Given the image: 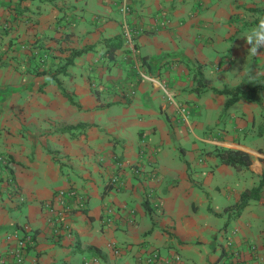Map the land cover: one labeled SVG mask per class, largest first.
<instances>
[{
    "label": "crops",
    "instance_id": "1",
    "mask_svg": "<svg viewBox=\"0 0 264 264\" xmlns=\"http://www.w3.org/2000/svg\"><path fill=\"white\" fill-rule=\"evenodd\" d=\"M261 16L264 0H0V154L11 182L0 174V256L5 235L26 224L23 264H139L149 250L264 264V185L235 213L264 177V53L239 39ZM114 36L122 43L108 57ZM257 79L256 99L227 107L213 91ZM216 148L250 162L219 163ZM66 187L83 205L71 198L60 223L48 220L44 203Z\"/></svg>",
    "mask_w": 264,
    "mask_h": 264
},
{
    "label": "built area",
    "instance_id": "2",
    "mask_svg": "<svg viewBox=\"0 0 264 264\" xmlns=\"http://www.w3.org/2000/svg\"><path fill=\"white\" fill-rule=\"evenodd\" d=\"M176 110L183 118L187 117L188 111L185 106L178 105L176 106ZM8 164L9 161L7 157L0 154V174L2 175L6 183L8 182L9 184H11L8 173L6 172ZM129 169L135 174L139 173L140 171V168L136 165L130 166ZM109 183L116 188L121 186V181L116 179L115 176L109 179ZM12 189L13 192L16 193V196L21 199V197L18 195V191L16 192V188ZM71 198H78V206L83 205V201L79 198V193H77V191H75L72 187L58 189L54 193L52 200H48L46 201V203H44L45 209L47 210V212H49L48 220L53 218L60 223L62 215L71 210L69 202ZM145 198L149 201L151 199V194L147 192L145 194ZM52 204H55L57 207H53ZM111 210V207L105 208V222L110 221L109 214H112ZM129 212L131 213V211ZM127 220L130 221V218H128ZM20 230V233L10 232L5 235L4 240L7 244V248L6 251L0 256V264H23L25 260L26 249L32 242V230L26 224H24ZM226 244L227 251V249L229 248V243ZM249 249L254 250V247L250 245ZM112 251L113 254H117L118 248L113 247ZM225 256L229 261L232 262L233 260H235L236 253H230L229 251H227V253H225ZM138 261L139 264H189L188 262L182 260L178 255L173 254L168 256H161L159 253L151 250H149V252H146V254L143 257L139 258ZM92 263L93 259L83 261V264ZM28 264H35V260H32Z\"/></svg>",
    "mask_w": 264,
    "mask_h": 264
},
{
    "label": "trees",
    "instance_id": "3",
    "mask_svg": "<svg viewBox=\"0 0 264 264\" xmlns=\"http://www.w3.org/2000/svg\"><path fill=\"white\" fill-rule=\"evenodd\" d=\"M104 42H105L104 53H106L108 57H112L113 52L117 48H119L122 43L119 40L118 36H114L110 39L105 40ZM91 49L92 46H85L78 49H71L68 52V54L65 57H63L62 63L56 65L54 73L65 74L66 72L65 70L67 66H69L72 63L73 59L76 56H79L80 54ZM55 81L58 85V80L55 79ZM262 85H263L262 80L257 79L253 82L251 86L247 87L246 89H242L236 86L234 88L223 87L222 89L219 90L213 89V91L228 96V98L224 102V107H227L228 105H230L231 103L235 102L238 99H245V100L256 99V93ZM58 87L62 91V93L65 94L62 88L60 86ZM65 130H69V129L66 128ZM215 155L218 157L219 163L229 165L237 170L246 167L250 162L249 155L246 152H243L238 149L216 148ZM263 185H264V177H261L256 187L242 191L239 196L240 197L239 202L236 204L235 213H237L246 204L248 199H255L258 195L259 188ZM33 240H34V233L32 231V242ZM32 242L28 247L32 245Z\"/></svg>",
    "mask_w": 264,
    "mask_h": 264
},
{
    "label": "clouds",
    "instance_id": "4",
    "mask_svg": "<svg viewBox=\"0 0 264 264\" xmlns=\"http://www.w3.org/2000/svg\"><path fill=\"white\" fill-rule=\"evenodd\" d=\"M239 39L247 46V54L255 57L264 53V16L258 17L256 24L247 29Z\"/></svg>",
    "mask_w": 264,
    "mask_h": 264
}]
</instances>
